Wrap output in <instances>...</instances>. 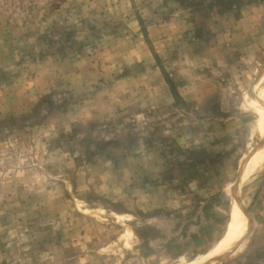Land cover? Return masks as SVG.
<instances>
[{"label":"rangeland","instance_id":"374dc122","mask_svg":"<svg viewBox=\"0 0 264 264\" xmlns=\"http://www.w3.org/2000/svg\"><path fill=\"white\" fill-rule=\"evenodd\" d=\"M257 125L264 0H0V264H264Z\"/></svg>","mask_w":264,"mask_h":264},{"label":"bare ground","instance_id":"6f19581e","mask_svg":"<svg viewBox=\"0 0 264 264\" xmlns=\"http://www.w3.org/2000/svg\"><path fill=\"white\" fill-rule=\"evenodd\" d=\"M257 128L259 133L264 136L263 128L258 125ZM226 225V232L223 238L217 244L215 243L211 249L207 250L200 257V259L189 264H202L207 259H214L216 257L225 255L232 247H234V245L239 241L244 229L239 212L232 210L229 222Z\"/></svg>","mask_w":264,"mask_h":264},{"label":"water","instance_id":"95a60500","mask_svg":"<svg viewBox=\"0 0 264 264\" xmlns=\"http://www.w3.org/2000/svg\"><path fill=\"white\" fill-rule=\"evenodd\" d=\"M260 73H258V75H256V77H255V80H254V83L252 84V86L250 87V89L248 90V93H250L251 91H252V87H253V85L260 79ZM264 144V141L262 142V144L261 145H263ZM205 264H207V263H205Z\"/></svg>","mask_w":264,"mask_h":264},{"label":"crops","instance_id":"0c3cea01","mask_svg":"<svg viewBox=\"0 0 264 264\" xmlns=\"http://www.w3.org/2000/svg\"><path fill=\"white\" fill-rule=\"evenodd\" d=\"M193 261H195V260H193Z\"/></svg>","mask_w":264,"mask_h":264}]
</instances>
